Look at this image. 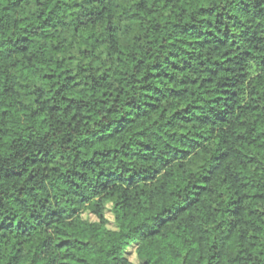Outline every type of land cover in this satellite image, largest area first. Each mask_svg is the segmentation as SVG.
Here are the masks:
<instances>
[{"label": "trees", "instance_id": "1", "mask_svg": "<svg viewBox=\"0 0 264 264\" xmlns=\"http://www.w3.org/2000/svg\"><path fill=\"white\" fill-rule=\"evenodd\" d=\"M0 264H264V0H0Z\"/></svg>", "mask_w": 264, "mask_h": 264}, {"label": "rangeland", "instance_id": "2", "mask_svg": "<svg viewBox=\"0 0 264 264\" xmlns=\"http://www.w3.org/2000/svg\"><path fill=\"white\" fill-rule=\"evenodd\" d=\"M107 218H108L109 220H111V217H110V215H109V214H107ZM90 219H91V220H94V218H93L92 216H90ZM130 259H131V260H135V256H134V254H133V251H132V250H131Z\"/></svg>", "mask_w": 264, "mask_h": 264}]
</instances>
